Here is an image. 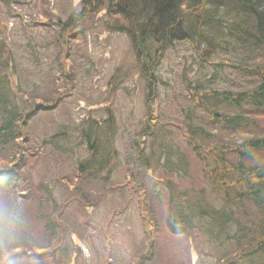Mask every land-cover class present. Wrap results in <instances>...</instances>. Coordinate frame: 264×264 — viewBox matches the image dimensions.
I'll use <instances>...</instances> for the list:
<instances>
[{"label":"trees","instance_id":"obj_1","mask_svg":"<svg viewBox=\"0 0 264 264\" xmlns=\"http://www.w3.org/2000/svg\"><path fill=\"white\" fill-rule=\"evenodd\" d=\"M79 4V14L58 19L56 39L60 44L55 45L59 48L64 44L59 36L69 37V33L63 32L76 29L80 13L95 14L104 9L105 29L127 36L133 48L146 98L149 99L151 84L161 80L158 67L173 44H189L194 52L192 60L198 64L196 74L192 72L191 76L186 67L182 70V88L186 93L181 98L185 107L180 108L181 121L174 130L176 135H182L183 143L175 142L173 130L157 125L148 109L146 122L136 134L141 146H136L133 167L127 175L130 179L136 175L141 178L157 170L160 174L192 181L189 171L191 158L195 157L201 161V176L209 190L203 186L197 190L190 186L183 188L177 179L174 182L162 179L165 212L162 219L153 215L146 225L152 227L148 231L149 244L165 228L171 234L198 240V253L210 249L211 254L221 259L219 264H264V159L261 157L264 133L258 125L259 117H264V0H80ZM6 49L0 38V229L13 224L20 217V209L21 216L25 214L27 209L19 200L25 201V207L35 204L42 237L38 244L12 247L20 252L15 256L21 254L20 260H27L25 264H67L78 248L66 230L68 222L62 218L63 208L57 205L58 211L52 209L48 214L43 209L44 204L54 206L53 186L40 177L34 183L27 179L18 195L15 191L20 172L29 158L35 157L25 143L28 139L25 125L39 110L51 108L43 101H51L52 107L59 106L63 100L60 94L63 95L68 84L54 87L56 91L50 100L45 91H31L26 104H20L11 83L12 66L8 60L11 57ZM68 55L69 51L65 50V56ZM221 63L236 74V79L224 87L214 84ZM207 65L213 69L204 76ZM64 74L63 84L67 83L69 73ZM62 75L54 76V80ZM32 89H36L35 85ZM111 120L108 117L102 130L93 120L85 129L81 128L83 137L90 138L93 134L94 139L89 145L88 158L78 162L77 176L84 172L97 174L101 170L109 175L116 168L117 153L108 146V141H113L106 131L111 128ZM59 136L51 135L41 143L45 145ZM182 148H189V153ZM63 179L65 176L59 177ZM77 186L80 183L72 185L71 193L84 203L86 190L79 191ZM159 197L155 193L154 198ZM11 198L16 203L8 208L6 201ZM64 203L71 204L72 196ZM0 233L1 241L5 232ZM21 235L19 240L26 237ZM228 247L232 248L230 256L223 253ZM149 255L150 252L139 255L135 264H142Z\"/></svg>","mask_w":264,"mask_h":264},{"label":"rangeland","instance_id":"obj_2","mask_svg":"<svg viewBox=\"0 0 264 264\" xmlns=\"http://www.w3.org/2000/svg\"><path fill=\"white\" fill-rule=\"evenodd\" d=\"M79 1L0 0V38L11 57L8 59L12 66L10 77L18 94L17 101L26 104L25 99L30 98L31 91H45L44 95L50 100L56 91L54 87L68 84L63 95L60 94L63 100L59 106L52 107L51 101H43L51 108L39 110L25 125L28 136L25 143L35 157L29 158L20 172L15 194L27 179L34 183L43 177L53 186L54 206L44 204L43 209L48 214L52 209L58 211L57 205L63 208L62 218L68 222L66 230L78 248L67 264H135L139 255L149 252L142 264H219L221 259L211 254L210 249L198 253V240L184 234H171L165 228H161L154 243L149 244L148 231L152 227L146 225L153 215L162 219L165 212L166 193L161 180L174 182L178 177L160 174L157 170L141 178L136 175L130 179L127 175L133 167L136 148L141 146L136 134L146 122L148 109L157 125L173 130L175 142L183 143L182 135H176L174 129L181 121L180 108L185 107L181 98L186 93L182 88V70L186 67L191 76L192 72L196 74L198 67L192 60V47L176 43L168 49L158 67L161 80L151 84L148 99L133 48L127 36L105 29L104 9L97 14L80 13L76 29L63 32L69 33V37L59 48L55 45L60 44L56 39L58 19L79 14ZM65 50L69 51L68 56ZM212 69L207 65L204 76ZM65 71L70 76L66 75L67 83L63 84ZM220 71L215 76V86L224 87L236 79L231 67L221 63ZM60 73L63 79L61 76L54 80ZM34 85L36 89L30 90ZM108 117L113 119L111 128L106 131L113 141H108V146L117 153L116 168L109 175L101 170L97 174L84 172L77 176L78 162L88 158L89 145L94 139L93 134L90 138L83 137L81 128L85 129L93 120L102 130ZM258 125L264 133V117H259ZM55 134L61 136L45 145L41 143L42 139ZM182 149L189 153V148ZM261 157L264 159V151ZM201 169V161L192 157L189 171L192 181H175L183 188L190 186L197 190L203 186L208 191ZM60 176L65 179L59 180ZM77 183H80L79 191L86 190L84 203L78 202L71 193L72 185ZM155 193L160 194L158 199L154 198ZM69 196H72V203L68 205L64 202ZM6 203L9 208L16 200L11 198ZM19 204L27 209L25 214L21 216L23 211L19 207L20 217L0 229L5 232L4 240L0 241V264L27 263L25 258L20 260L21 254L15 256L19 251L12 247L24 243L35 245L42 237L43 228L35 215V204L25 207L22 200ZM21 233L26 236V242L25 238L19 240ZM231 250L228 247L223 253L230 256Z\"/></svg>","mask_w":264,"mask_h":264},{"label":"bare ground","instance_id":"obj_3","mask_svg":"<svg viewBox=\"0 0 264 264\" xmlns=\"http://www.w3.org/2000/svg\"><path fill=\"white\" fill-rule=\"evenodd\" d=\"M97 13H98V12H97ZM97 13H96V14H97ZM103 16H104V17H103L102 19H104V20H105V14H104ZM104 20H103V21H104ZM59 25H60V24H59ZM58 27H59V26H58ZM59 39H60L61 41H64V40H66V38H62L61 36H59Z\"/></svg>","mask_w":264,"mask_h":264}]
</instances>
